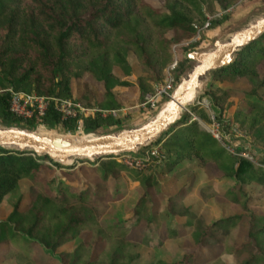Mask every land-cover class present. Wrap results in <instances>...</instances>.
<instances>
[{"label": "trees", "instance_id": "1", "mask_svg": "<svg viewBox=\"0 0 264 264\" xmlns=\"http://www.w3.org/2000/svg\"><path fill=\"white\" fill-rule=\"evenodd\" d=\"M182 1L202 15L198 0ZM196 30L188 14L174 9L168 0H163L160 6H152L146 0H0V124L26 129H33L37 124L34 118L24 120L8 110L9 94L2 90L4 86L33 84L39 95L68 97V64L73 59H84L85 69L101 83V88L95 90L81 82L72 99L88 107L118 108L121 89L134 84V80L112 73L109 58L118 62L124 52L133 55L141 70L135 79L142 94L169 61L170 46L189 39ZM182 50L186 54L192 47H182ZM189 62L180 54L176 79L189 67ZM262 63L264 31L239 48L232 63L213 70L212 74L245 78L249 89L242 93V99L245 95H255L264 86V70L257 71ZM232 92L224 91L223 98ZM235 114L241 123L248 122L251 129L255 128V138L264 147V107L251 103ZM100 118L99 112L84 116L82 132H94ZM41 122L50 123V128L60 133L75 130L74 120L59 119L51 107ZM163 145L171 151L169 155L173 154L171 162L196 157L203 164L214 165L235 182H257L264 186V168L242 157L235 161L194 121L172 129ZM100 164L102 172L94 183L77 177L76 170L68 169L64 172L70 177L61 178L74 182L65 183L61 179L50 188V179L42 175L47 165L26 151L0 147V199L18 180L27 181L26 201L22 204L21 194L9 214L0 220V245L6 247L3 257L14 256L20 264H136L141 258L140 251L128 234L139 222L149 225L147 199L141 196L131 209L132 216L136 217L134 224L131 220L127 224L124 221L101 224L100 212L108 200L105 181L122 168L110 158L101 160ZM88 170L93 172L95 167ZM208 186L210 183L202 189ZM185 188L169 197L165 208L171 216L182 218L189 225L194 247L170 264H223V255L242 253L247 254L242 264H264L263 208L249 211L244 204L246 213L222 217L198 227L193 223L197 215L192 205H184L181 199L187 191ZM236 189L237 183L225 193L234 198L232 201L239 202L235 199ZM184 228V224L177 223V228L165 227L164 234L176 237L182 235ZM143 236L139 240L145 243ZM75 238L80 241L71 251L55 253L56 248Z\"/></svg>", "mask_w": 264, "mask_h": 264}, {"label": "rangeland", "instance_id": "2", "mask_svg": "<svg viewBox=\"0 0 264 264\" xmlns=\"http://www.w3.org/2000/svg\"><path fill=\"white\" fill-rule=\"evenodd\" d=\"M146 1L152 6H160L163 0ZM168 3L174 9L188 14L192 23L197 26V30L189 39L170 46L169 61L159 70L158 67L156 68L158 74L150 80V88L146 92L139 94L138 81L135 79L141 72L138 62L135 61L133 55L124 52L122 59L118 62L110 57L108 67L112 73L134 80V84L121 89V106L113 108L114 114L110 113L112 109L94 107L101 111L98 128L94 132L85 134L74 130L72 133H60L50 128L51 124L47 122H39L33 129L40 127L47 132L82 137L139 126L150 119L168 99L166 96L155 97L152 106L149 105V102L141 106L140 104L146 101L145 96L147 94L152 96L154 87L163 83L167 74L171 78L173 90L179 78L184 76L193 65V61L188 59L189 67L179 73L178 79H176L180 54L186 58L184 50L180 52V48L192 47V50H208L212 47L214 40H226L234 30L248 24L264 12V0H198L202 15L197 14V11L189 3L182 0H168ZM173 61H175L174 67L169 68ZM85 65L84 59H73L68 64L70 74L67 85L70 96L59 98L77 101L72 99V93H75L81 82L88 83L95 90L101 88V83L91 78ZM257 67L258 73H261L264 70V63ZM89 69L95 71L93 66H90ZM95 76H98V73ZM7 89L37 94L33 84L27 86L22 83L16 88L6 85L2 90L7 91ZM248 89L249 83L243 77L213 75L210 71L200 81L195 99L181 108L179 118L173 125L169 126L154 141L138 147L134 152L126 153L130 157L135 156L137 164L132 163V166L117 162L113 155L105 158H80L73 159L69 163H58L42 155L26 152L36 161L48 166V168H43L42 175L50 179V188L54 187L61 179L65 183L74 182V180L69 181L66 178H61L62 176L70 177L65 175V170H76L77 177L80 176L85 181L94 183L102 172L101 160L110 158L120 164L122 169L115 171L114 175L108 176L105 181L104 189L108 200L105 209L100 212L99 222L114 224L124 221L127 224L131 220L133 223L136 217L132 216L131 209L136 206L137 200L142 196V199H147L145 207H147V214L150 217L149 225L146 226L139 222L128 234L136 241L137 249L140 251L141 258L136 264H170L177 261L189 248L194 247L193 234L188 232L189 225H186L182 218L171 216L165 208L167 199L181 187L187 189L182 193L181 199L184 205H192V211L197 215L193 223L198 227H203L222 217L242 215L246 213L242 206L244 204L249 211L253 208L264 209V186L261 184L235 182L233 178L224 176L214 165L203 164L196 157L176 163L171 162L173 154L169 155L171 151H167L163 145L172 129L194 121L200 130L209 133L235 161L242 157L253 165L264 168L262 141L255 138V128L251 129L248 122L241 123V118L235 114L238 109H245L251 103L264 107V86L258 88L255 95H245L241 99L242 93ZM226 90L234 92L223 98L222 93ZM181 119L182 123L179 122ZM156 149L161 151L159 155L156 152L151 153ZM234 165H237V162ZM89 167H95V171H89ZM207 183H210V186L202 189V186ZM236 183L237 189L234 194L235 199H239V202L232 201L231 199L234 198L225 193L227 188ZM26 190L27 181L20 179L11 190L4 194L0 199V220L9 214L12 205L21 194L23 195L22 204L26 201ZM150 205H152L151 209H149ZM177 223L185 225L182 235L166 236L164 228H177ZM142 234L146 240L145 243L139 240ZM79 241V238H75L65 242L56 248L55 253L71 251ZM5 249V246L0 245V264H20L14 256L3 257L2 253ZM37 250L39 249L37 248ZM245 257H247L246 253H242L240 256L223 255L222 260L223 264H242Z\"/></svg>", "mask_w": 264, "mask_h": 264}, {"label": "water", "instance_id": "3", "mask_svg": "<svg viewBox=\"0 0 264 264\" xmlns=\"http://www.w3.org/2000/svg\"><path fill=\"white\" fill-rule=\"evenodd\" d=\"M263 31L264 12L248 24L234 30L226 40H214L210 49L188 51L186 58L193 61V65L184 76L179 78L168 99L154 115L139 126L89 135L86 138L82 136V138L62 139L41 135L36 129L0 124V147L30 151L58 163L80 158H105L112 154L136 150L154 141L173 125L179 118L181 108L195 99L200 81L210 71L232 63L234 53Z\"/></svg>", "mask_w": 264, "mask_h": 264}, {"label": "built area", "instance_id": "4", "mask_svg": "<svg viewBox=\"0 0 264 264\" xmlns=\"http://www.w3.org/2000/svg\"><path fill=\"white\" fill-rule=\"evenodd\" d=\"M175 65V61L171 63L169 68H173ZM172 90L171 78H169V74H167L163 83L158 84L153 89V95L150 96L147 94L145 96L146 101L141 103L143 106L146 103H150L152 106L153 99L155 97L166 96L169 97ZM9 94L8 97V110L15 116L20 117L21 119H31L34 118L37 123L41 122V119L46 115L48 108H52L57 114L59 119L61 120H74L75 122V130H79L82 132V126L84 124V116L90 113L99 112L101 115L100 109L86 107L82 105L79 101H71L66 98H59L56 96H44L38 95L34 93H24L12 89H7ZM110 113L114 114L115 110H110ZM130 152V151H127ZM127 152H120L116 154H112L117 162L123 163L126 166H132V163L137 164L135 161V156L130 157L127 155ZM131 152H134L132 150ZM156 152V154H160L161 151L155 150L151 153ZM162 154V153H161ZM155 157L156 155L153 154ZM117 156V157H115ZM163 157V155H160Z\"/></svg>", "mask_w": 264, "mask_h": 264}, {"label": "bare ground", "instance_id": "5", "mask_svg": "<svg viewBox=\"0 0 264 264\" xmlns=\"http://www.w3.org/2000/svg\"><path fill=\"white\" fill-rule=\"evenodd\" d=\"M37 130V132L39 133V134H41V135H45V136H48V137H51V138H54V137H60V138H62V139H75V138H82V137H73V136H67V135H60V134H56V133H54V132H51V131H49V132H47V131H44V130H42V128H38V129H36ZM42 132H46V133H42ZM89 135H84L83 136V138H86V137H88ZM70 162V160H66V161H63V163H69Z\"/></svg>", "mask_w": 264, "mask_h": 264}]
</instances>
